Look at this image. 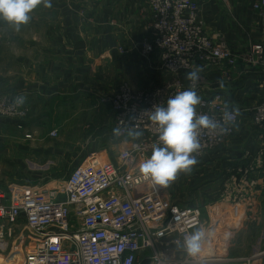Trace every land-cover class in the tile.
Segmentation results:
<instances>
[{
  "label": "built area",
  "instance_id": "built-area-1",
  "mask_svg": "<svg viewBox=\"0 0 264 264\" xmlns=\"http://www.w3.org/2000/svg\"><path fill=\"white\" fill-rule=\"evenodd\" d=\"M141 1L149 11L150 22L135 49L152 80L161 81H150L141 89L122 82L110 98L102 99L110 106L113 129H121L113 145L127 146L120 148L113 160H106L98 153L89 155L72 170L66 181L53 183L56 187L52 189L13 193L10 202L0 191V223L16 226L23 222L28 231L31 248L24 257V264L231 262L204 253L205 245L212 242L206 220L216 212V203L200 206L175 203L168 195V187L155 186L145 179L139 164L152 155V145L158 141L151 111L155 105L166 107L169 98L190 87L186 74L195 66L203 68L195 86L202 99L197 114L221 121L228 104L224 94L209 84L210 73L220 72L229 85L240 70L258 75L255 91L262 100L249 108L248 114L264 148V42L234 49L224 38L209 36L193 0ZM222 1L230 7V0ZM250 2L252 8L264 16V0ZM17 97L24 98L22 105L15 104ZM233 109L227 107L228 111ZM238 111L234 121L225 125L227 132H200L197 160L204 159L236 136L242 122V112ZM29 112L22 93L0 97L1 117L21 119ZM130 129L139 130L143 135L133 140L128 135ZM136 144L140 145L139 149L134 147ZM263 154L264 150L261 156ZM259 170L258 164L252 163L237 172L243 188L250 191L258 185L253 177ZM185 174L180 172L178 176ZM199 228L205 230L206 238L201 251L193 257L184 250L183 241L187 234ZM262 255L264 252L238 262L257 264Z\"/></svg>",
  "mask_w": 264,
  "mask_h": 264
},
{
  "label": "crops",
  "instance_id": "crops-1",
  "mask_svg": "<svg viewBox=\"0 0 264 264\" xmlns=\"http://www.w3.org/2000/svg\"><path fill=\"white\" fill-rule=\"evenodd\" d=\"M58 1L61 2L60 5L52 6L50 10L52 13L59 12L58 20H35L42 26L52 25L49 33L37 36L34 40L36 43L25 45L17 72H8V77L3 81L2 92L22 93L27 105L33 110H30V116L38 117L37 120L43 118L41 108L47 103L68 107L70 99H78L89 93L90 90L86 87L90 79L103 82L102 86L106 84L108 88L105 91H116L117 88L101 80L100 74L102 70L103 73L105 71L107 58L112 59L120 55L118 48L121 47L128 52L125 59L133 62V55L137 53L135 46L141 41L150 22L149 11L144 8L141 0ZM193 1L200 10V18L209 36L224 38L234 49L248 48L250 45L264 42V16L252 8L250 0H230V7L222 0ZM38 7L49 9L43 5ZM40 30L41 28L37 31L41 32ZM54 42L58 46L54 47ZM135 64L134 73L138 80L135 86L131 85L133 88H144L150 81L159 82L152 80L145 64L138 61ZM116 65L118 70L124 72L128 67L126 62L125 65ZM233 80L229 85L225 83L220 72H212L209 75V84L223 93L226 104L240 110L243 118L236 136L218 150L227 159V193H221L222 182H203L205 185L201 186L200 191L204 197L200 205L216 203V209L219 207L218 210L223 211L221 224L218 225V220L215 219L219 211L215 212L214 218L212 216L209 221L206 220V224L209 223L210 226L212 243H220L218 248L220 247L222 252L225 251L224 256L231 260L227 264H243L238 261L246 256L264 252V154L261 156L264 148L259 141V132H252L248 127L251 125L248 110L262 99L255 91L258 75L254 72L242 73L240 70L233 75ZM221 82L223 88L220 86ZM41 125L35 123L34 126L39 128ZM98 134L96 137L102 139L103 134ZM244 138L250 139V148L247 151L241 148L240 140ZM104 144L99 145L102 147ZM100 154L102 155V152ZM218 158L221 160L219 155ZM252 163H257L260 170L253 177L258 185L249 191L241 185L237 172ZM28 181L29 178L24 182H0V191L10 202L13 193H21V190L27 191L43 183ZM48 183L51 181L45 184ZM207 194L210 197H207ZM217 229L223 230V245L220 238L216 239L220 234ZM257 264H264V255L259 257Z\"/></svg>",
  "mask_w": 264,
  "mask_h": 264
},
{
  "label": "rangeland",
  "instance_id": "rangeland-1",
  "mask_svg": "<svg viewBox=\"0 0 264 264\" xmlns=\"http://www.w3.org/2000/svg\"><path fill=\"white\" fill-rule=\"evenodd\" d=\"M51 3H53L52 6L58 7L61 2L53 0ZM50 10L51 8L47 10L37 7L31 13L30 22L22 25L19 32L13 30L7 22L0 20V92L2 93L0 97L19 94V92H2L3 81L8 77V72H17L22 62L20 56H22L25 45L34 44L37 36L49 33L52 25L43 24L42 26L37 24L35 20L50 18L57 21V18L60 17L59 12L52 13ZM40 28L41 32L37 31ZM53 45L54 47L58 46L56 42ZM122 49L121 47L118 48V54L120 55L114 56L112 59L107 58L106 66L103 65L105 71L103 73L102 70L100 74L101 80H105L109 86L112 85L115 88L121 82L134 84L135 86L138 80L134 73L135 63L138 61L142 64L136 49V52L133 50L136 53V55H133V62L125 59L128 52L124 49L122 51ZM125 62L128 64L125 72L124 70H118L116 64L125 65ZM102 84L104 83L97 79H90V83L86 87L89 88V93L78 99H70V104H67L68 107H57L53 106L55 103L52 105L47 103L41 108L43 118L40 120H37L38 117L34 115L30 116L33 110L28 105L31 111L21 119L0 116V182H24L29 178L31 182H43L39 186L31 187L32 189H52L56 187L53 182L66 181L72 170L78 164L80 165L87 156L93 154L91 152L96 151L94 153L98 154L102 152L106 160H113L117 151L127 145L121 147L120 145H113L116 137L113 134L112 112L109 104L103 103L102 99L105 97L110 98L116 91L111 93L109 90L105 91L108 87H106V84L105 86H102ZM80 95L82 96V94ZM35 123H41L42 125L37 128L34 126ZM251 125L248 126L249 129L252 132L257 131ZM52 130L57 132L56 136L51 135ZM98 133L103 134L102 139L96 137V135H99ZM249 140L245 138L240 140L241 148L246 151L250 148ZM101 143L105 144L101 147L99 145ZM221 147L204 159L198 160L190 173L179 175L174 185L168 186L167 192L172 201L181 205L191 206L195 204L200 206L204 197V194L200 191L201 186L205 185L202 184L203 182H222L221 193H227L225 187L228 181L227 159L219 153L218 150ZM257 159L259 158L257 157ZM39 174L43 177L41 178ZM31 175H37V177H31ZM50 181L51 183L45 184ZM206 196L210 197L208 194ZM218 209L219 207L215 210L220 213L215 219L217 218L219 225L221 224L223 211L221 210V212ZM214 215L215 213L213 218ZM207 220L209 221V218ZM19 223L16 226L0 223V264H24V257L31 248L29 245L31 241L28 231L25 230V224ZM221 232L223 230L217 229V233L220 234L216 239L220 238L222 243L224 236ZM218 245L220 243H216V241L215 243L209 241L205 245L204 253L212 257L226 258L224 256L226 255L225 251L222 252Z\"/></svg>",
  "mask_w": 264,
  "mask_h": 264
},
{
  "label": "clouds",
  "instance_id": "clouds-1",
  "mask_svg": "<svg viewBox=\"0 0 264 264\" xmlns=\"http://www.w3.org/2000/svg\"><path fill=\"white\" fill-rule=\"evenodd\" d=\"M51 8V0H0V20L7 22L16 32L22 25L31 20V13L39 6ZM203 68L195 66L186 74L190 82L187 90L179 91L174 97L167 100V106L155 105L151 111V121L157 126L158 141L152 145V155L139 164V171L145 179L151 180L155 186L168 187L177 179L180 172L190 173L193 166L198 163L196 153L201 145L199 134L202 130L227 132L225 125L234 121L239 115L237 109L225 110L222 121L208 115L197 114V106L202 99L195 91ZM223 88V83L220 84ZM23 97H17L15 104L22 105ZM123 122V121H122ZM120 128L113 130L119 136ZM128 135L133 140H139L143 133L130 129ZM137 149L139 144L134 145ZM206 238L202 228L187 234L184 237L183 248L190 256H196L201 251L202 242Z\"/></svg>",
  "mask_w": 264,
  "mask_h": 264
}]
</instances>
